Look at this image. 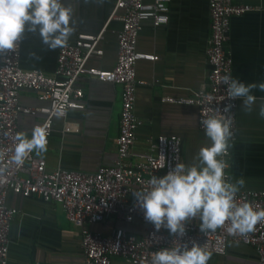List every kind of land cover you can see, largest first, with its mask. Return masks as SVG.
<instances>
[{
    "label": "built area",
    "instance_id": "built-area-1",
    "mask_svg": "<svg viewBox=\"0 0 264 264\" xmlns=\"http://www.w3.org/2000/svg\"><path fill=\"white\" fill-rule=\"evenodd\" d=\"M169 0H114L107 17L120 23L115 34V58L110 68L102 69L88 63L90 58L102 55L101 42L104 27L96 33L79 32L71 43L59 47L51 73L23 69L19 65V49L0 53V150L7 153L0 160V264H7L8 230L15 209L5 203V195L12 191L22 197H36L44 203L58 204L65 219L77 229L80 262L78 264H110L118 258L126 264H150L152 254L177 243V237L144 219L143 211L134 204L133 191L147 186L152 175L162 176L176 163L182 162L180 138L176 135H157L150 140L145 153H133L138 120L134 114V93L142 80L135 77L138 60H155L157 56L136 49V38L141 22L149 20L153 27L167 22ZM208 35L204 47L207 71L198 88L185 97L163 96L162 102L195 107L196 126L204 131L202 120L209 116H222L232 120L230 145L235 141V108L237 99L227 97V85L221 78L231 76V58L226 48L229 20L257 6L235 3L233 0H206ZM80 77L116 84L120 88L117 134L114 140V157L109 164H101L92 172H81L55 166L46 170L43 159L31 153L20 167L9 163L15 147L19 115H39L29 129L48 138L53 131V120H62L60 133L71 131L65 120L70 109H82V90L75 85ZM21 90L30 91L38 102L34 106L21 105ZM233 105L224 112L226 104ZM231 147V146H230ZM229 167L225 169L230 182V148L224 157ZM161 164L165 166L160 167ZM237 202H249L254 208H264V190L240 189ZM113 221L122 224L138 222L139 234L121 225H113L108 232L92 229V224L102 225ZM194 219L186 224L182 242L191 246L195 241L212 254L223 255L228 241L250 246L256 253V264H264V222L256 225L247 237L229 235L226 224L215 232H201ZM30 264H43L33 261Z\"/></svg>",
    "mask_w": 264,
    "mask_h": 264
},
{
    "label": "crops",
    "instance_id": "crops-1",
    "mask_svg": "<svg viewBox=\"0 0 264 264\" xmlns=\"http://www.w3.org/2000/svg\"><path fill=\"white\" fill-rule=\"evenodd\" d=\"M149 2L150 0H144ZM75 8L71 43L79 32L96 33L104 27L101 42L102 55L90 58L88 63L102 69L110 68L115 58V34L120 23L108 20L114 0H64ZM257 6L229 20L226 48L231 58V77L245 84L264 83V0H233ZM206 0H169L167 22L153 27L149 20L141 22L136 38V49L153 54L155 60H138L135 77L144 83L134 93V114L138 120L133 153H145L150 140L157 135H176L180 138L182 163H195L202 146L210 143L205 132L196 126L194 106L162 102L163 96L185 97L198 88L207 71L204 47L208 35ZM47 50L38 34L25 33L19 46V65L23 69L51 73L57 52ZM36 52L38 59L29 55ZM75 85L82 90V109H70L66 121L71 131L60 133L62 120H53L47 150L33 155L44 160L46 170L55 166L81 172H92L101 164H109L114 157L117 134L120 88L116 84L80 77ZM256 97L253 110L242 108L237 99L235 108L236 137L230 147V178L234 183L243 178L240 189L264 190V118L259 108L264 104V91L253 89ZM21 105L34 106L38 102L27 90L19 92ZM39 115H19L17 131L29 137V129ZM5 203L15 209L8 230L7 264H78L80 262L79 237L64 217L58 204L44 203L36 197H22L12 191L5 195ZM194 221L200 224L199 218ZM113 225H121L139 234L142 226L104 222L92 224V229L103 232ZM110 264H126L112 258ZM208 264H256L252 247L228 241L223 255L212 254Z\"/></svg>",
    "mask_w": 264,
    "mask_h": 264
},
{
    "label": "clouds",
    "instance_id": "clouds-1",
    "mask_svg": "<svg viewBox=\"0 0 264 264\" xmlns=\"http://www.w3.org/2000/svg\"><path fill=\"white\" fill-rule=\"evenodd\" d=\"M87 3L88 0H85ZM75 8L64 0H0V53L7 54L19 49L25 33L38 34L47 50L67 45L75 32L73 27ZM39 58L36 52H30ZM221 82L227 85L230 100L242 99V108L250 113L256 102L252 94L257 87L264 91V83L245 84L226 74ZM228 103L223 111H231ZM264 118V104L259 108ZM205 136L210 141L196 154L195 163H176L164 175H152L147 186L133 191L134 204L155 230L166 229L177 237L172 247L161 248L151 256L150 264H208L212 252L193 241L191 246L182 242L186 224L195 218L201 221V232H215L226 224L229 235L247 237L256 225L264 222V208H254L249 202H237L236 196L244 185L243 178L234 183L226 177L229 167L224 159L230 148L232 120L212 115L202 120ZM15 147L9 163L23 165L33 152L37 155L47 150L43 134L33 132L31 138L24 132L15 136ZM7 153L0 150V160ZM165 165L161 164L163 168ZM6 168H0L3 174Z\"/></svg>",
    "mask_w": 264,
    "mask_h": 264
}]
</instances>
